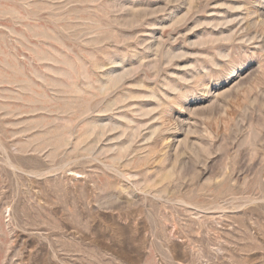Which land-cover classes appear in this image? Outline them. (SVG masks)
I'll use <instances>...</instances> for the list:
<instances>
[{
	"label": "rangeland",
	"instance_id": "1",
	"mask_svg": "<svg viewBox=\"0 0 264 264\" xmlns=\"http://www.w3.org/2000/svg\"><path fill=\"white\" fill-rule=\"evenodd\" d=\"M0 264H264V0H0Z\"/></svg>",
	"mask_w": 264,
	"mask_h": 264
},
{
	"label": "bare ground",
	"instance_id": "2",
	"mask_svg": "<svg viewBox=\"0 0 264 264\" xmlns=\"http://www.w3.org/2000/svg\"><path fill=\"white\" fill-rule=\"evenodd\" d=\"M118 79H119V77H118V78H115V79L113 80V83L117 82ZM113 83H112V84H113ZM109 88H110V87H109ZM152 92H153V91H152ZM141 93H142V92H141ZM143 94H144V93H143ZM143 94H142V95H143ZM140 96H141V95H140ZM144 96H145V95H144ZM122 99H123V98H122ZM139 99H140V98H139ZM119 100H120V99H119ZM132 103H133V102H132ZM137 103H138V102H137ZM111 105H112V104H111ZM135 112H136V111H135ZM141 127H142V126H141ZM113 128H114V127H113Z\"/></svg>",
	"mask_w": 264,
	"mask_h": 264
}]
</instances>
